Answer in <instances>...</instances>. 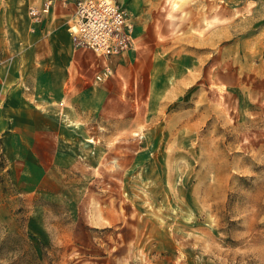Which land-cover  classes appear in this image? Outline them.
<instances>
[{
	"label": "rangeland",
	"instance_id": "obj_1",
	"mask_svg": "<svg viewBox=\"0 0 264 264\" xmlns=\"http://www.w3.org/2000/svg\"><path fill=\"white\" fill-rule=\"evenodd\" d=\"M8 2L0 264H264V0H133L135 48L98 79L72 40L88 90L45 123L35 0ZM43 125L55 155L18 146Z\"/></svg>",
	"mask_w": 264,
	"mask_h": 264
},
{
	"label": "crops",
	"instance_id": "obj_2",
	"mask_svg": "<svg viewBox=\"0 0 264 264\" xmlns=\"http://www.w3.org/2000/svg\"><path fill=\"white\" fill-rule=\"evenodd\" d=\"M41 0H35L33 4H38ZM124 4L131 13V20L133 23L132 39L133 45L128 50L135 48L136 46V34L135 28L137 23V15L132 10L133 0H117ZM131 4V5H130ZM32 5V4H30ZM15 9V5L9 3L8 0H0V43L1 41H7L8 26L5 24L7 18L10 17L9 12ZM17 9V7H16ZM71 13V6L69 7L62 5L57 2L51 11L46 14L39 22L34 23L37 29L35 40L33 41L34 55L37 61V65L31 67L30 70H39L42 74V83L40 88L42 90V97L44 98L41 106L43 107V113L41 115L42 121L45 123L49 121L48 117H55L58 120L56 114V107L47 106V101H56L62 99L65 101L66 106L64 107L66 113L71 115L69 112L70 103L74 102L77 97H83L84 92L88 90V84L85 72L84 61L81 59V49L75 47L71 39V33L67 27V18ZM41 47V49H40ZM127 50V51H128ZM126 51V52H127ZM125 53V52H124ZM121 55L110 56L104 58L101 56L102 65L108 64L116 58L122 57ZM77 62L82 65H78ZM4 71V70H3ZM101 71V69H99ZM5 77V73H1ZM8 77L3 79V82H7ZM8 91L4 94V111L8 112V119L0 117V122H3L6 126L10 119L16 117L14 114L15 103L11 97L12 88L8 86ZM45 104V105H44ZM9 108V110H8ZM13 113V114H12ZM32 117V116H31ZM30 119V118H29ZM28 119V120H29ZM32 122V121H31ZM43 125L40 128H34V131H30V135L26 137H18V146L26 148L30 154L39 155H55L58 149V141L60 139L57 127ZM29 128V127H28Z\"/></svg>",
	"mask_w": 264,
	"mask_h": 264
},
{
	"label": "built area",
	"instance_id": "obj_3",
	"mask_svg": "<svg viewBox=\"0 0 264 264\" xmlns=\"http://www.w3.org/2000/svg\"><path fill=\"white\" fill-rule=\"evenodd\" d=\"M60 2L71 6L67 27L76 45L92 48L104 58L121 55L133 45V23L129 9L117 0H41L28 7L33 21L39 22ZM96 74L100 79L109 70Z\"/></svg>",
	"mask_w": 264,
	"mask_h": 264
}]
</instances>
